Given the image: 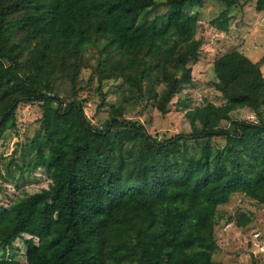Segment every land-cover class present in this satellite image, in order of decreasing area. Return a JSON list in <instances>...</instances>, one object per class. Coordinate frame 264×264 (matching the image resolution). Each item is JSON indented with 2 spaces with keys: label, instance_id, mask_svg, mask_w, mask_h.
Listing matches in <instances>:
<instances>
[{
  "label": "trees",
  "instance_id": "trees-1",
  "mask_svg": "<svg viewBox=\"0 0 264 264\" xmlns=\"http://www.w3.org/2000/svg\"><path fill=\"white\" fill-rule=\"evenodd\" d=\"M205 1L0 0V140L17 128L18 106L39 103V129L21 146L29 159L16 167L50 178L0 207V252L16 253V240L25 246L24 262L0 264H230L213 259L218 207L235 193L264 206L260 64L237 50L216 58L213 86L225 102L188 109L191 131L169 136L123 117L119 102L95 125L80 85L85 55L94 53L88 80L97 82L98 110L104 84L119 80L121 93L166 114L191 83L202 45L186 9ZM254 8L263 11L264 0ZM240 109L254 119H232ZM214 138L224 144L211 147ZM190 140L202 141L198 151ZM248 222L237 216L238 226Z\"/></svg>",
  "mask_w": 264,
  "mask_h": 264
},
{
  "label": "rangeland",
  "instance_id": "rangeland-1",
  "mask_svg": "<svg viewBox=\"0 0 264 264\" xmlns=\"http://www.w3.org/2000/svg\"><path fill=\"white\" fill-rule=\"evenodd\" d=\"M164 11V7L159 8V13ZM186 11L197 17L195 38L200 39L202 45L198 59L190 63L191 83L183 86L173 97L168 112L160 113L152 101L121 93L119 80L104 84L106 104L98 110L101 97L95 92L97 82L90 83L88 80L97 60L94 53H91L88 57L85 55L86 65L81 70L80 85H83L81 95L88 98L84 107L85 114L92 123L102 125L110 117L112 105L119 102L124 110L123 117L141 122L151 134L160 137L163 134L189 133L191 128L185 116L188 109L207 101L215 105L225 102L213 86L215 76L212 62L216 58L232 50L240 51L260 64L264 76V10H255L254 0H240L239 4L230 8L220 2L206 0L201 7L193 4ZM223 21L226 24L222 30L216 23ZM178 101L183 103L179 104ZM41 114L39 103L21 104L16 111L17 128L8 131L0 140V207H7L14 199L37 192L50 183L48 174L42 168L21 174L16 167V164L29 159L21 146L28 144L35 136ZM254 117L249 109L231 113V118L235 120H253ZM201 143L188 141V144L195 146L194 151H198L197 144ZM223 144L220 138L210 140L211 147ZM241 213L249 222L238 226L237 216ZM217 214L214 232L217 248L213 259L230 264H264V206L242 193H235L226 204L218 207ZM14 245L18 249L16 253L0 252V257H17L24 262L23 241L16 240Z\"/></svg>",
  "mask_w": 264,
  "mask_h": 264
}]
</instances>
